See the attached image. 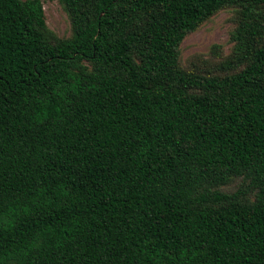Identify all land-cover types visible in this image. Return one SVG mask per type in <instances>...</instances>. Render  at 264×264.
<instances>
[{
    "label": "trees",
    "instance_id": "16d2710c",
    "mask_svg": "<svg viewBox=\"0 0 264 264\" xmlns=\"http://www.w3.org/2000/svg\"><path fill=\"white\" fill-rule=\"evenodd\" d=\"M58 1L0 0V264H264V0Z\"/></svg>",
    "mask_w": 264,
    "mask_h": 264
},
{
    "label": "rangeland",
    "instance_id": "374dc122",
    "mask_svg": "<svg viewBox=\"0 0 264 264\" xmlns=\"http://www.w3.org/2000/svg\"><path fill=\"white\" fill-rule=\"evenodd\" d=\"M46 28L53 37L66 38L70 35L69 21L65 10L58 0H40ZM231 9H221L203 22L195 30L188 33L179 45V58L182 63L214 60L213 45H219L223 54L230 50L229 28Z\"/></svg>",
    "mask_w": 264,
    "mask_h": 264
}]
</instances>
